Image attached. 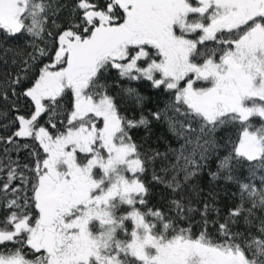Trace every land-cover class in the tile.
Masks as SVG:
<instances>
[{"label": "snow or ice", "instance_id": "6c2138e0", "mask_svg": "<svg viewBox=\"0 0 264 264\" xmlns=\"http://www.w3.org/2000/svg\"><path fill=\"white\" fill-rule=\"evenodd\" d=\"M53 9L50 0H0V30L42 38ZM81 12L78 23L59 31L52 63L24 93L34 112L16 117L19 129L13 136L34 137L43 159L33 153V180L20 174L32 193L22 202L20 189L11 187L18 167L10 159L5 166L7 182L0 194L9 214L0 220V264H264V218L256 216L257 209L264 211V175L259 187L254 182L264 171V0H77L73 13ZM109 67L121 77L145 78L175 93L169 129L187 143L196 135L201 160L209 148L221 147L215 140L199 144L206 133L239 125L211 173L236 182L240 192V203L228 210L215 238L207 231V204L205 229L198 235L159 208L143 210L149 191L141 179L145 164L166 154L155 151L146 160L139 150L130 130L148 128L150 121L120 114L107 86L98 83ZM201 81L207 86L197 87ZM66 90L72 106L63 130L53 135L37 128L41 113H51V123ZM152 116L159 120L161 113ZM255 117L262 121L259 126L251 122ZM193 124L199 125L198 135ZM183 148L171 169L183 170L188 180L201 165ZM244 163L248 182L233 174ZM153 179L165 182L155 174ZM167 186L176 191L177 177ZM171 204L183 220L182 202ZM254 218L259 235L233 231L241 219L251 226Z\"/></svg>", "mask_w": 264, "mask_h": 264}, {"label": "trees", "instance_id": "16d2710c", "mask_svg": "<svg viewBox=\"0 0 264 264\" xmlns=\"http://www.w3.org/2000/svg\"><path fill=\"white\" fill-rule=\"evenodd\" d=\"M54 5L55 15H50L47 27L53 32L51 44L47 46L46 39H40L36 42L32 37L22 31L17 34H7L0 30V186L7 182V168L9 159L13 162V167H18L17 178L13 181L11 187H17L20 191L17 193L21 197H31V183H25L20 179L22 173L24 177L33 180L35 178V164L37 157L34 152L40 153V159H43V149L34 137H14L13 134L19 129L18 115L30 117L35 110L34 102L30 97L24 95L27 88L31 87L35 79L40 74V69L45 64L52 63L58 42L55 37L63 28H66L70 22L78 23L81 13H73V8L77 0H50ZM102 2V0H101ZM55 20V24L52 23ZM55 25H61L57 29ZM198 35V34H197ZM197 35H190L189 38L195 39ZM207 47H216L213 43H208ZM45 49L47 55H41L37 49ZM35 56V59L32 57ZM218 58V57H217ZM202 62V61H200ZM144 66V65H141ZM159 78V76H157ZM13 83V81H17ZM98 83L107 86L108 94L115 98L121 115L128 118L135 117L139 119L141 115L146 116L150 123L148 128L143 126L130 130L133 140L140 145V151L147 157L152 156L155 151L166 154V157H157L155 160L147 161L145 172L141 175L142 181L148 188L147 211L148 208H159L165 215L176 218L179 227H191L193 235H198L205 229V216L203 215L205 204L208 205L207 231L214 238L217 236L218 224L224 221L228 210L240 203L239 186L236 182L228 181L224 175L213 178L211 173L217 171L218 160L227 155L229 148L223 147L229 138L235 139L239 133V125H228L218 128L215 132L206 133L199 141L203 145L204 140H215L221 145L216 150L206 152L207 158L201 160L200 155L203 148L197 146L196 135L189 137L191 143H187L185 137H180L170 131L168 118L174 115L172 104L175 103V93L166 90L165 87H153L152 82L141 78L138 80H129L121 77L116 69L109 67L100 77ZM204 84V82H199ZM133 89L129 94L126 90ZM139 98V99H138ZM62 107L56 109V113L49 123L51 113H41L38 117L36 127L44 126L53 135L57 130H63L67 123L66 112L71 111L72 94L66 90L63 99L59 101ZM160 112L159 120L152 116V113ZM254 125L259 126L262 121L259 117L252 118ZM52 123L56 128L52 127ZM100 126L102 122L98 121ZM193 128L199 134V125L193 124ZM13 136V141L8 142V137ZM27 145V147H25ZM184 146V155H193V158L201 165L196 170V174L185 180L183 170L173 171L171 165L176 163V155L180 152L181 146ZM81 156L83 154H80ZM181 166L183 161L180 162ZM27 165V167H25ZM162 168H168L167 172L161 171ZM248 164L244 163L236 167L234 175L240 180L248 182ZM189 171L193 168L189 167ZM154 174L164 178L165 182H158L153 179ZM264 175V171H258L255 179L259 187V177ZM176 176L180 187L173 191L167 186V181ZM13 198L9 193L8 199ZM173 200H180L184 205V219L181 220L176 215V210L171 204ZM5 201L0 194V220H3L9 214V210L3 207ZM245 206H250V202L245 201ZM188 208H192L188 212ZM256 216L264 218V211L256 210ZM259 219H253L251 226H245L241 219L240 226L233 228V231L251 232L252 235H259L257 228ZM130 230V229H129ZM123 238V235H121ZM11 246V245H9ZM27 251V249H26ZM29 258H34L30 256Z\"/></svg>", "mask_w": 264, "mask_h": 264}, {"label": "rangeland", "instance_id": "374dc122", "mask_svg": "<svg viewBox=\"0 0 264 264\" xmlns=\"http://www.w3.org/2000/svg\"><path fill=\"white\" fill-rule=\"evenodd\" d=\"M48 32H52V31L47 27L46 30H45V33H44L43 37L42 38H35V39L31 35H29L27 32H26V34L29 35L30 37H32L36 42H39L38 40L44 39V37H45L46 42L48 43L47 44V46H48V45L51 44V42H50L51 41V38H50V36L47 35ZM196 86L197 87H203V86H207V85L205 83L204 84H201V83L197 82L196 83Z\"/></svg>", "mask_w": 264, "mask_h": 264}]
</instances>
